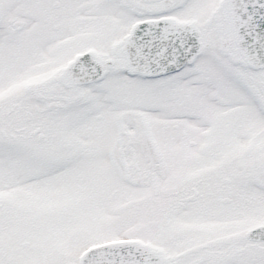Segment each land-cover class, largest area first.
Here are the masks:
<instances>
[{
    "label": "snow or ice",
    "instance_id": "snow-or-ice-1",
    "mask_svg": "<svg viewBox=\"0 0 264 264\" xmlns=\"http://www.w3.org/2000/svg\"><path fill=\"white\" fill-rule=\"evenodd\" d=\"M0 264H264V0H0Z\"/></svg>",
    "mask_w": 264,
    "mask_h": 264
}]
</instances>
